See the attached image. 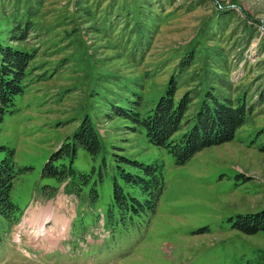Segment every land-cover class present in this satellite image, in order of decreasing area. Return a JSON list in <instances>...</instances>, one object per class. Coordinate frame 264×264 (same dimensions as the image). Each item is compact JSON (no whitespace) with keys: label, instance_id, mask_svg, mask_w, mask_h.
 I'll use <instances>...</instances> for the list:
<instances>
[{"label":"rangeland","instance_id":"1","mask_svg":"<svg viewBox=\"0 0 264 264\" xmlns=\"http://www.w3.org/2000/svg\"><path fill=\"white\" fill-rule=\"evenodd\" d=\"M0 44L35 55L0 123V146L30 169L13 186L22 216L0 264H264V232L232 226L264 209V0H0ZM171 78L194 97L190 116L207 92L252 106L231 142L183 166L115 108L145 115ZM85 117L100 151L77 148L88 181L74 193L41 171ZM123 159L163 164L148 226L107 225L113 185L132 171ZM44 213L54 244L32 238ZM55 217L69 222L63 237Z\"/></svg>","mask_w":264,"mask_h":264},{"label":"trees","instance_id":"2","mask_svg":"<svg viewBox=\"0 0 264 264\" xmlns=\"http://www.w3.org/2000/svg\"><path fill=\"white\" fill-rule=\"evenodd\" d=\"M35 55L32 52L0 44V123L7 113H13L15 98L26 88L28 68ZM177 83L171 78L154 107L145 115L135 110L115 107L118 115L130 119L143 128L147 141L154 147L165 149L176 166H183L204 149L219 146L234 139L236 132L245 125L252 113V106L244 100L219 99L207 92L194 113V97L189 92L176 96ZM92 157L100 151L96 130L88 118H84L72 135L43 165L41 176L58 184L66 183L72 192L78 193L86 185L88 177L73 167L77 148ZM4 156L0 159V249L19 222L22 210L12 202L11 193L15 181L30 169L18 167L14 151L0 146ZM132 167L131 172L122 171L124 186L113 185L112 205L106 217L107 225H133L134 220L148 226L155 216L164 191L163 164L159 161L141 163L123 159ZM78 181H81L78 183ZM93 200L97 197L92 189ZM233 228L245 235L264 232V209L256 213L238 215Z\"/></svg>","mask_w":264,"mask_h":264},{"label":"bare ground","instance_id":"3","mask_svg":"<svg viewBox=\"0 0 264 264\" xmlns=\"http://www.w3.org/2000/svg\"><path fill=\"white\" fill-rule=\"evenodd\" d=\"M49 213V212H46ZM48 214H42L40 217L35 218L34 222H36L37 228L31 232L32 238L35 239H41L47 242L48 244H54L56 240H53V234L51 230H46V224L49 222L48 217H46ZM51 217V216H50ZM53 224H54V229L53 231H61V237L66 234V229L69 225V222L66 221L64 218L60 217H55L53 218Z\"/></svg>","mask_w":264,"mask_h":264}]
</instances>
